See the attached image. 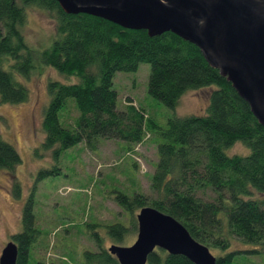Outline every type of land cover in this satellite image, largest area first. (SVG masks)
I'll use <instances>...</instances> for the list:
<instances>
[{
	"label": "trees",
	"instance_id": "obj_1",
	"mask_svg": "<svg viewBox=\"0 0 264 264\" xmlns=\"http://www.w3.org/2000/svg\"><path fill=\"white\" fill-rule=\"evenodd\" d=\"M30 8L49 12L56 25L53 44L41 53L40 61L25 35ZM35 61L70 80L78 79L73 84L53 81L48 86L50 103L43 121L46 139L42 147L54 149L55 158L83 142L96 151L101 141L118 140L131 150L148 134L160 138L151 178L153 196L118 192L114 197L130 213L133 229L137 226L134 212L150 206L181 222L210 250L221 251L217 264L234 263L238 252H229L232 238L264 246V128L232 85L208 65L198 47L173 33L151 38L147 31L124 29L101 18L68 15L55 0H1L2 104L28 101L30 92L16 74L25 77L35 71ZM141 64L151 68L149 94L169 108L176 107L187 92L210 90L206 113L170 119L163 128L131 98L118 110L115 76L135 73ZM69 99L80 112L72 128L60 121ZM237 143L248 147L250 154L229 156L227 150ZM21 162L16 148L0 136V172H14ZM59 172L42 171L38 180ZM35 205L33 193L23 208L22 231L12 238L19 246L17 264H29L42 234L36 228ZM105 228L116 243L125 242L132 231L123 223ZM92 238L100 250L85 251L83 264H119L103 247L99 234L94 232ZM57 261L48 264H67ZM148 264L193 263L159 249Z\"/></svg>",
	"mask_w": 264,
	"mask_h": 264
},
{
	"label": "rangeland",
	"instance_id": "obj_2",
	"mask_svg": "<svg viewBox=\"0 0 264 264\" xmlns=\"http://www.w3.org/2000/svg\"><path fill=\"white\" fill-rule=\"evenodd\" d=\"M27 17V43L38 53L39 60L41 53L53 44L55 20L49 12L36 8H30ZM35 69L25 77L16 74L30 92L26 103L0 102V136L16 148L22 160L14 172H0V257L13 236L22 231L23 208L33 193L36 228L42 234L32 249L29 264H48L56 260L83 264L85 251L100 250L92 238L94 232L99 234L106 249L112 245L132 246L138 237L140 211L134 212L137 226L133 229L130 213L122 209L114 197L118 192L130 197L135 194L153 196L151 178L158 162L160 138L148 134L131 150L118 140L101 141L96 151L88 149L83 142L55 158L54 149L48 151L42 147L46 139L43 121L50 103L48 86L53 81L73 84L78 79L70 80L37 61ZM150 73L149 64H141L135 73H117L114 89L118 93V110H123L131 98L134 105L142 107L147 116L163 128L170 119L206 113L210 90L187 92L176 107L169 108L149 94ZM78 116L80 112L74 100L69 99L60 113L61 124L72 128ZM227 154L246 157L250 150L237 143ZM58 169L59 173L38 180L42 171L57 172ZM114 223L132 228L125 242L116 243L108 236L105 227ZM231 244L229 252H238L233 264H264V246L249 245L236 238H232ZM211 252L215 257L223 255L216 249Z\"/></svg>",
	"mask_w": 264,
	"mask_h": 264
},
{
	"label": "water",
	"instance_id": "obj_3",
	"mask_svg": "<svg viewBox=\"0 0 264 264\" xmlns=\"http://www.w3.org/2000/svg\"><path fill=\"white\" fill-rule=\"evenodd\" d=\"M1 1V0H0ZM68 15L86 14L154 38L173 33L201 51L250 107L264 128V0H55ZM130 247L112 245L119 264H148L157 250L193 264H217L210 248L178 220L154 207L137 215ZM19 246L9 242L0 264H17Z\"/></svg>",
	"mask_w": 264,
	"mask_h": 264
},
{
	"label": "crops",
	"instance_id": "obj_4",
	"mask_svg": "<svg viewBox=\"0 0 264 264\" xmlns=\"http://www.w3.org/2000/svg\"><path fill=\"white\" fill-rule=\"evenodd\" d=\"M158 163V162H157Z\"/></svg>",
	"mask_w": 264,
	"mask_h": 264
}]
</instances>
